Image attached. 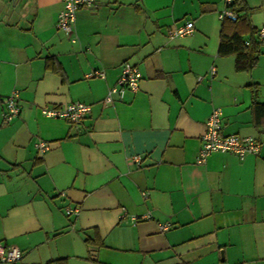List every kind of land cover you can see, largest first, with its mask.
<instances>
[{"label":"crops","instance_id":"crops-1","mask_svg":"<svg viewBox=\"0 0 264 264\" xmlns=\"http://www.w3.org/2000/svg\"><path fill=\"white\" fill-rule=\"evenodd\" d=\"M244 3L251 26L264 23V0ZM61 8L0 0V242L20 248L18 264H264V112L252 107L264 103V44L251 69L218 52L225 0H97L70 34ZM186 20L190 34H167ZM126 60L140 87L105 103ZM14 90L20 112L5 122ZM75 100L91 106L79 124L41 112ZM214 108L223 134L259 150L196 163Z\"/></svg>","mask_w":264,"mask_h":264},{"label":"built area","instance_id":"built-area-1","mask_svg":"<svg viewBox=\"0 0 264 264\" xmlns=\"http://www.w3.org/2000/svg\"><path fill=\"white\" fill-rule=\"evenodd\" d=\"M97 0H61L62 8L57 14L56 26L67 34L72 32L73 23L76 19L77 11L83 6H91L96 3ZM226 4L232 2V0H225ZM227 15L231 18L235 17V13L227 7L220 17L223 18ZM194 28L192 20H186L183 24L172 25L167 27V34L169 36H183L190 34ZM255 38L260 44H264V23L256 28ZM249 40H245V44H248ZM213 73L214 70L212 69ZM90 76L103 77L104 71L102 69H94L87 74ZM141 72L136 64L130 61H124L121 65L120 75L114 85L108 88L107 93L103 99L105 103H111L115 101V96L119 99L122 98L125 91H137L140 87ZM17 91L14 90L9 95L3 97V120L5 122L11 121L20 112V106L18 101ZM90 104L83 101H70L63 105L44 106L41 108V112L46 116L63 118L70 123L79 124L90 112ZM222 118L219 108H214L208 115L204 131L201 138V146L199 148L196 163H203L206 158L213 152H230L239 158H243L247 153H256L260 146L261 141L251 135H240L237 133L223 134L221 131ZM39 151H44L48 148L45 141H39L36 143ZM132 160L136 163L140 161V155H133ZM77 211L76 208H66L67 213ZM124 216L126 211L122 210ZM147 215H141L144 217ZM137 219V217H132ZM169 224H159L161 229H166ZM22 257V251L20 248L14 245L0 242V264H18ZM218 264H225L220 262Z\"/></svg>","mask_w":264,"mask_h":264},{"label":"trees","instance_id":"trees-1","mask_svg":"<svg viewBox=\"0 0 264 264\" xmlns=\"http://www.w3.org/2000/svg\"><path fill=\"white\" fill-rule=\"evenodd\" d=\"M226 7L235 13V17L231 18L224 15L220 31V40L218 52L220 54H233L235 57V68L238 70L251 69L257 62L260 43L255 38L256 28L251 26L249 12L250 9L244 3V0H232L226 4ZM249 37L245 38L244 35ZM249 40L245 44V40ZM46 67L56 71L62 68L53 58L48 57ZM252 107L255 114L264 112V103H259L253 97ZM90 241L89 239H86ZM101 243V241H99ZM53 264H67L66 257H58L51 261Z\"/></svg>","mask_w":264,"mask_h":264}]
</instances>
